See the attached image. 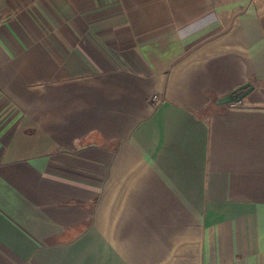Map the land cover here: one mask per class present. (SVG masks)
I'll list each match as a JSON object with an SVG mask.
<instances>
[{
    "label": "crops",
    "instance_id": "crops-1",
    "mask_svg": "<svg viewBox=\"0 0 264 264\" xmlns=\"http://www.w3.org/2000/svg\"><path fill=\"white\" fill-rule=\"evenodd\" d=\"M0 264H264V0H0Z\"/></svg>",
    "mask_w": 264,
    "mask_h": 264
},
{
    "label": "water",
    "instance_id": "water-1",
    "mask_svg": "<svg viewBox=\"0 0 264 264\" xmlns=\"http://www.w3.org/2000/svg\"><path fill=\"white\" fill-rule=\"evenodd\" d=\"M253 90V86L245 84L239 89L217 99L214 104L216 106H226L233 103H240Z\"/></svg>",
    "mask_w": 264,
    "mask_h": 264
},
{
    "label": "trees",
    "instance_id": "trees-1",
    "mask_svg": "<svg viewBox=\"0 0 264 264\" xmlns=\"http://www.w3.org/2000/svg\"><path fill=\"white\" fill-rule=\"evenodd\" d=\"M239 89V88H238ZM237 90V89H236ZM235 91V90H234ZM241 103V102H240ZM240 103H233V104H229L227 106H231V105H240Z\"/></svg>",
    "mask_w": 264,
    "mask_h": 264
},
{
    "label": "built area",
    "instance_id": "built-area-1",
    "mask_svg": "<svg viewBox=\"0 0 264 264\" xmlns=\"http://www.w3.org/2000/svg\"><path fill=\"white\" fill-rule=\"evenodd\" d=\"M155 99V98H154Z\"/></svg>",
    "mask_w": 264,
    "mask_h": 264
}]
</instances>
